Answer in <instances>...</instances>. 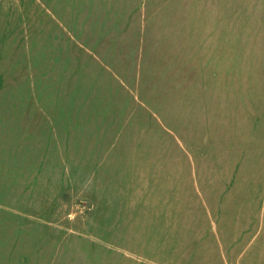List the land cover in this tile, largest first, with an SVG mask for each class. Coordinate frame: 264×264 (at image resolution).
Here are the masks:
<instances>
[{
    "label": "rangeland",
    "instance_id": "rangeland-1",
    "mask_svg": "<svg viewBox=\"0 0 264 264\" xmlns=\"http://www.w3.org/2000/svg\"><path fill=\"white\" fill-rule=\"evenodd\" d=\"M0 264H264V0H0Z\"/></svg>",
    "mask_w": 264,
    "mask_h": 264
}]
</instances>
